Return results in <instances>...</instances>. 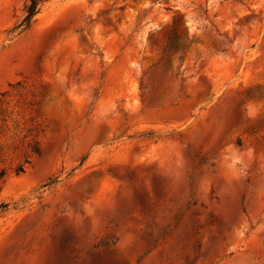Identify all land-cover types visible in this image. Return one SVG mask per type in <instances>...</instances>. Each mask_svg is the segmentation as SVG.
<instances>
[{
    "label": "rangeland",
    "instance_id": "374dc122",
    "mask_svg": "<svg viewBox=\"0 0 264 264\" xmlns=\"http://www.w3.org/2000/svg\"><path fill=\"white\" fill-rule=\"evenodd\" d=\"M0 0V264H264V0Z\"/></svg>",
    "mask_w": 264,
    "mask_h": 264
},
{
    "label": "trees",
    "instance_id": "16d2710c",
    "mask_svg": "<svg viewBox=\"0 0 264 264\" xmlns=\"http://www.w3.org/2000/svg\"><path fill=\"white\" fill-rule=\"evenodd\" d=\"M37 0H29V3L25 7V15L22 19L21 24L27 26L31 20V17L37 11Z\"/></svg>",
    "mask_w": 264,
    "mask_h": 264
}]
</instances>
